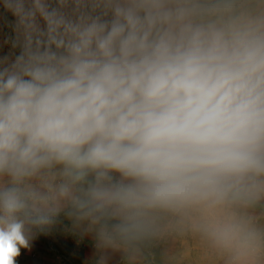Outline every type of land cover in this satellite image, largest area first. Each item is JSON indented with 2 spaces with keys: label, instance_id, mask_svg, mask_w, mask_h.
Returning <instances> with one entry per match:
<instances>
[{
  "label": "clouds",
  "instance_id": "1",
  "mask_svg": "<svg viewBox=\"0 0 264 264\" xmlns=\"http://www.w3.org/2000/svg\"><path fill=\"white\" fill-rule=\"evenodd\" d=\"M2 29L0 264L62 217L93 264H264V0H0Z\"/></svg>",
  "mask_w": 264,
  "mask_h": 264
},
{
  "label": "rangeland",
  "instance_id": "2",
  "mask_svg": "<svg viewBox=\"0 0 264 264\" xmlns=\"http://www.w3.org/2000/svg\"><path fill=\"white\" fill-rule=\"evenodd\" d=\"M5 33L10 34V29L0 30V44ZM8 51L9 47L3 46L0 55ZM37 233L40 241L36 246L45 256L42 264H93V240L75 231L71 221L62 217L56 225ZM34 259L35 256H32V259L26 260V264H38Z\"/></svg>",
  "mask_w": 264,
  "mask_h": 264
},
{
  "label": "crops",
  "instance_id": "3",
  "mask_svg": "<svg viewBox=\"0 0 264 264\" xmlns=\"http://www.w3.org/2000/svg\"><path fill=\"white\" fill-rule=\"evenodd\" d=\"M38 231H34L32 238L30 240L29 248H22L20 255L17 257V264H26V260L32 259V256H35L33 261H37L38 264H42V259H44V255L37 248V244H39V235ZM30 264V263H29Z\"/></svg>",
  "mask_w": 264,
  "mask_h": 264
}]
</instances>
